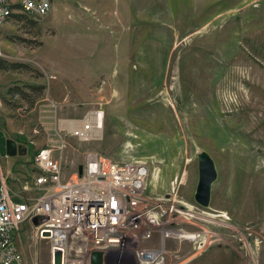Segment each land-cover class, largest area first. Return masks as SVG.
<instances>
[{
	"label": "rangeland",
	"instance_id": "rangeland-1",
	"mask_svg": "<svg viewBox=\"0 0 264 264\" xmlns=\"http://www.w3.org/2000/svg\"><path fill=\"white\" fill-rule=\"evenodd\" d=\"M0 64V174L15 198L36 194L32 156L63 138L65 177L89 150L141 160L147 193L174 186L199 207V219L175 217L196 240L163 243L157 229L141 242L163 249L162 264H264V0H53L43 16L0 22ZM92 108L97 138L54 133ZM201 149L217 169L205 207L194 200ZM34 230L22 224L18 248L27 264H52ZM83 240L68 238L67 259ZM133 253L109 250L105 264H140Z\"/></svg>",
	"mask_w": 264,
	"mask_h": 264
},
{
	"label": "built area",
	"instance_id": "built-area-1",
	"mask_svg": "<svg viewBox=\"0 0 264 264\" xmlns=\"http://www.w3.org/2000/svg\"><path fill=\"white\" fill-rule=\"evenodd\" d=\"M53 0H0V22L19 13L43 16ZM54 133L61 131L80 140L95 139L103 125V111L92 108L81 118H64ZM32 156L36 194L28 201L15 198L0 174V264H27L15 242L16 234L27 222L34 235L50 241L52 262L56 249L62 252V264H91L92 250H102L101 264L109 250L119 253L130 246L140 264H162L163 249L142 246L151 241L158 229L165 238H187L192 241L201 231H187L175 217L199 219L195 203L177 197L174 186L161 196L146 192L149 165L141 160H113L98 151L89 150L72 175L65 177L64 162L56 155L65 141L51 139ZM82 164V172L78 166ZM181 219V218H180ZM35 220V221H34ZM84 235L86 250L82 257L67 259L69 237ZM83 239V238H82Z\"/></svg>",
	"mask_w": 264,
	"mask_h": 264
},
{
	"label": "water",
	"instance_id": "water-1",
	"mask_svg": "<svg viewBox=\"0 0 264 264\" xmlns=\"http://www.w3.org/2000/svg\"><path fill=\"white\" fill-rule=\"evenodd\" d=\"M0 154H6V137L0 130ZM198 159V180L194 192V200L201 206H208L211 195V185L217 178V169L211 155L206 150L197 152ZM78 172H82V164L78 166ZM35 221V220H34ZM102 250H92L90 255L91 264H101ZM52 264H62V252L56 249L53 253Z\"/></svg>",
	"mask_w": 264,
	"mask_h": 264
},
{
	"label": "trees",
	"instance_id": "trees-1",
	"mask_svg": "<svg viewBox=\"0 0 264 264\" xmlns=\"http://www.w3.org/2000/svg\"><path fill=\"white\" fill-rule=\"evenodd\" d=\"M23 15H25V13H19V14H16V17H20V16H23ZM1 67H4V65L3 64H0V68Z\"/></svg>",
	"mask_w": 264,
	"mask_h": 264
},
{
	"label": "bare ground",
	"instance_id": "bare-ground-1",
	"mask_svg": "<svg viewBox=\"0 0 264 264\" xmlns=\"http://www.w3.org/2000/svg\"><path fill=\"white\" fill-rule=\"evenodd\" d=\"M98 135H100V131L97 132ZM82 253V252H81Z\"/></svg>",
	"mask_w": 264,
	"mask_h": 264
}]
</instances>
